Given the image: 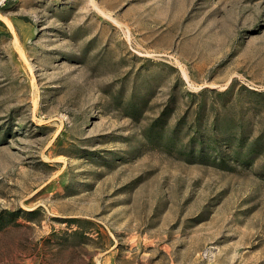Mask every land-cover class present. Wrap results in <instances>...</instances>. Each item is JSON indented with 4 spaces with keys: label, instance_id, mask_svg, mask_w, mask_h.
Here are the masks:
<instances>
[{
    "label": "rangeland",
    "instance_id": "374dc122",
    "mask_svg": "<svg viewBox=\"0 0 264 264\" xmlns=\"http://www.w3.org/2000/svg\"><path fill=\"white\" fill-rule=\"evenodd\" d=\"M97 1L0 0V264H264V0Z\"/></svg>",
    "mask_w": 264,
    "mask_h": 264
},
{
    "label": "bare ground",
    "instance_id": "6f19581e",
    "mask_svg": "<svg viewBox=\"0 0 264 264\" xmlns=\"http://www.w3.org/2000/svg\"><path fill=\"white\" fill-rule=\"evenodd\" d=\"M93 4L95 5V8L103 15L112 18L115 22H117L118 24L120 23L119 19L117 17H114V15L112 14L111 10H107L106 7L103 5H100L97 0H92ZM121 25V24H120ZM128 32V31H127Z\"/></svg>",
    "mask_w": 264,
    "mask_h": 264
}]
</instances>
